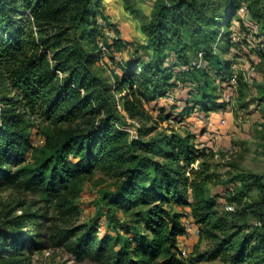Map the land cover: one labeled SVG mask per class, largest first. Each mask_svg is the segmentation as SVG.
I'll list each match as a JSON object with an SVG mask.
<instances>
[{"label": "trees", "instance_id": "1", "mask_svg": "<svg viewBox=\"0 0 264 264\" xmlns=\"http://www.w3.org/2000/svg\"><path fill=\"white\" fill-rule=\"evenodd\" d=\"M99 1L0 0V185L40 194L54 201L61 215L72 217L77 213L72 201L84 180L96 169L112 171L116 187L102 199L114 234L107 230L98 237L96 227L81 225L60 232L56 244L70 240V251L78 259L102 264H182L177 252V238L185 234L181 211L189 212L199 228L223 227L207 190L210 177L190 178L193 164L208 151L200 147L205 129L144 139L151 128H136L137 138L126 128L133 127L128 119L151 121L139 88L149 93L148 102L164 99L168 92L177 99L184 92L182 104L174 103L176 112L162 99L155 101L153 110L186 127L200 114L226 108L234 67L220 58L217 47L222 37V49L228 51L232 44L229 29L236 23L240 0H223L220 13L216 0H157L152 17L141 26L149 57L127 62L111 76L112 84L93 67L103 57L96 44L98 30L91 27L92 6ZM117 41L114 46L120 49L122 42ZM238 74L239 82L244 78ZM190 83L194 88L187 91ZM117 93L125 114L117 109ZM27 114L56 129L47 135L43 157L36 164L30 160L31 135L23 126ZM240 180L238 193L258 188L260 194L252 202L244 198L242 208L230 214L234 219L253 216L259 226L245 236L238 227L236 234L216 243L214 255L236 247L231 264H264V174ZM137 208H143L137 212L144 227L140 232L116 217L118 211ZM34 219H26L24 227ZM19 224L16 217L10 230L0 229V240L8 239L12 252H18L22 242L44 247L37 234L29 242V237L15 232ZM209 237L215 236L211 232Z\"/></svg>", "mask_w": 264, "mask_h": 264}, {"label": "rangeland", "instance_id": "2", "mask_svg": "<svg viewBox=\"0 0 264 264\" xmlns=\"http://www.w3.org/2000/svg\"><path fill=\"white\" fill-rule=\"evenodd\" d=\"M156 1L94 2L92 8L95 11V18L92 19L94 21L91 27L98 30L96 44L99 50L102 43L107 48V54L103 55L102 60L93 67L101 76L109 80V84L113 82L110 80L111 76L120 73L127 62L133 61L134 58L142 60L149 57L150 51L146 50L148 39L142 33L141 26L152 17ZM216 2L219 3L220 13L225 7V1L216 0ZM236 14L238 15L233 19L236 23H233L229 29V38L232 39V44H228L231 45L230 48L228 51L222 49L226 44L223 37L217 47V52L221 53L220 58L228 64H233L244 78L238 82L236 88L231 87V90H228L232 93L225 108L227 109L225 124L221 125L217 121L215 117L218 114L212 116L216 122L211 124L212 127L206 117L198 115L191 125L189 124L190 126L182 127L176 119L167 120L163 112L155 113L158 111L153 110L156 106L155 101L162 98L148 102L150 95L144 88H139V97L144 112L151 121L141 119L129 121L136 134V128H151V133L144 139L161 134L170 135L172 132L181 135L194 134L205 129L202 133L206 138L201 144L211 142L216 150L215 153L212 149H206L208 150L206 155L193 164L190 178L194 179L200 174L210 177L207 190L215 201L216 217L222 219L223 227L214 228L204 225L200 227L199 236L186 235V233L179 236L177 252L182 264H231V257L236 247H226V251L222 250L221 253H217L218 255H214L216 243L236 234L238 227L243 228L241 233L245 236L253 231L255 225L259 226L258 219L253 216L234 219L230 214L233 211L226 210V207L232 206L233 210H239L246 202L254 201L260 190L252 188L245 195L238 193L243 186L240 177L264 174V0H240ZM118 39L122 42L120 49L114 46V42ZM119 40L117 42H120ZM190 58L196 60L195 54L190 53ZM169 59L170 61L175 59L173 53L169 54ZM214 63L212 60V67ZM186 88L188 91L194 87L190 83ZM1 90L3 88H0V94ZM228 91L226 95H229ZM2 94L9 95L7 91H3ZM168 94L173 95V100L170 101L172 103L174 100L176 101L174 103L180 102L181 98L186 97L183 92L176 99L173 92H168L161 101L171 109L175 104L168 103ZM116 95L120 102V94ZM175 109L173 112H176ZM228 114L231 115L230 118L227 117ZM23 126L31 135L33 150L30 160L36 164L43 157L47 135L52 134L56 129H53L43 118L30 114L24 116ZM208 127L212 129L208 130ZM187 171L189 172V169ZM115 187L114 172L96 169L84 180L78 195L73 198L76 215L65 217L58 212L54 201L46 200L40 194L16 186L0 185V229L10 230L8 228L10 221L18 217L20 224L15 227V232L22 234V237H29V242L35 233L37 239L44 242V247L41 249L35 248L32 244L26 246L22 242L19 243V251L12 252L14 249L11 242L3 238L4 240H0V249H2L0 264H102L87 258L78 259L70 251V240L61 245H57L56 241L60 237V232L81 225L96 227L98 237L107 230L114 234V226L106 218L107 208L102 196L104 192L112 191ZM188 190L190 193V189ZM244 198H247L246 202ZM142 209L118 211L116 217L128 223L130 230L140 232L144 229L138 215ZM181 214L184 217L189 215L192 219L189 212L181 211ZM33 216H35L33 225L25 224L24 227L26 219H32ZM116 231H121L122 237L126 238L120 227ZM211 232L215 236L213 239L209 237ZM183 237H186L189 244L185 243ZM239 264H249V262L245 260Z\"/></svg>", "mask_w": 264, "mask_h": 264}, {"label": "built area", "instance_id": "3", "mask_svg": "<svg viewBox=\"0 0 264 264\" xmlns=\"http://www.w3.org/2000/svg\"><path fill=\"white\" fill-rule=\"evenodd\" d=\"M109 33L112 34V32H109ZM100 45H101L100 46V49L102 51V54L103 55H106L107 54V48H106V46H104V44H102V43ZM238 75H239L238 74V69L234 68V72H233L232 77H231V80H230L233 88H236V86L238 84ZM167 98L169 99V101H172L173 100V95L172 94H168V97ZM117 109L120 110V111H122L125 114V112L122 110V106H121V104H120L119 101H117ZM226 113H227V111L224 110L223 111V115H225ZM128 121H130V120L128 119ZM225 122H226V119L225 118H222L219 121V123L221 125L225 124ZM126 130L130 132V134L132 135L133 138H137V134H136L135 131H133V129L126 128ZM210 143L211 142H209V143H207L205 145L204 144H201V147H203L205 149H212L213 152L216 153V150L213 148L212 144H210ZM226 210L233 211V207L232 206H227L226 207ZM181 223H182V225L185 228L186 235H189L190 234L191 236H194V235H198L199 236V234H200V228L197 227V226H194L192 224L191 218L189 217V215L187 217L186 216L185 217L182 216Z\"/></svg>", "mask_w": 264, "mask_h": 264}, {"label": "crops", "instance_id": "4", "mask_svg": "<svg viewBox=\"0 0 264 264\" xmlns=\"http://www.w3.org/2000/svg\"><path fill=\"white\" fill-rule=\"evenodd\" d=\"M165 100H166V99H165ZM174 102H176V101L174 100ZM174 102H173V103H174ZM168 103H172V102L169 101ZM175 104L181 105L182 102H177V103H175ZM175 110H178V109H175ZM224 110H227V109H223V110H220V111H218V112L211 113V114L208 115V116H203V115H201V114H200V116H202L203 118L206 117V119L209 120V124H210V126L212 127L211 124H212L213 122H215L213 119L217 118V121H218V122H219L222 118L227 119V118H226V114H227V113H226L225 115H223V111H224ZM155 113H156V114H159V111H156ZM214 114H218V115H217L215 118H213L212 116H213ZM230 116H231L230 114L227 115L228 118H230ZM203 118H202V119H203ZM169 121H171V119H170ZM215 123H216V122H215ZM217 124H218V123H217ZM181 125H182V124H181ZM182 127H183V125H182ZM207 129L210 130V129H212V128L208 127ZM205 138H206V137L203 135V136H202V140H204ZM200 147H201V145H200ZM183 239L185 240V243H186V244H187V243L189 244V242L187 241L186 237H183Z\"/></svg>", "mask_w": 264, "mask_h": 264}]
</instances>
